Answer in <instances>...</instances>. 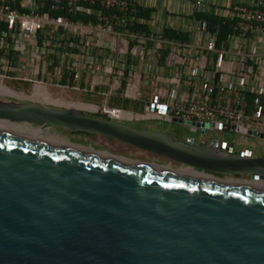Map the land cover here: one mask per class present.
<instances>
[{"label": "water", "instance_id": "1", "mask_svg": "<svg viewBox=\"0 0 264 264\" xmlns=\"http://www.w3.org/2000/svg\"><path fill=\"white\" fill-rule=\"evenodd\" d=\"M0 120L98 134L183 165L0 128V264H264V154L36 100L0 99Z\"/></svg>", "mask_w": 264, "mask_h": 264}, {"label": "built area", "instance_id": "2", "mask_svg": "<svg viewBox=\"0 0 264 264\" xmlns=\"http://www.w3.org/2000/svg\"><path fill=\"white\" fill-rule=\"evenodd\" d=\"M192 4L175 28L187 32L181 40L163 36V27L148 34L130 29L134 0H0V88L26 96L37 88L51 96L52 87L74 88L103 98L120 91L132 100L140 95L134 62L145 60L143 76L155 87L140 99L141 111L106 102L89 110L121 122L175 124L178 134L189 131L180 137L186 141L196 142L190 134L196 132L201 143L214 139L213 147L223 144L243 156L250 149L237 145L241 135L264 143V0ZM197 12L213 13V28ZM77 15L93 19H73ZM5 79L30 89L14 90ZM207 132L213 135L203 142Z\"/></svg>", "mask_w": 264, "mask_h": 264}, {"label": "rangeland", "instance_id": "3", "mask_svg": "<svg viewBox=\"0 0 264 264\" xmlns=\"http://www.w3.org/2000/svg\"><path fill=\"white\" fill-rule=\"evenodd\" d=\"M191 1V0H188ZM145 63V60H135L134 64V72H135V82H137V90L140 93L138 97L135 99H129V98H123L120 95V91L117 92V94L114 95H109L107 97H102L101 95H90V93H84L83 91H77L74 88H66L65 90H61L60 88L52 87L49 89V91L54 95L52 97L54 98H59L64 102H84L88 104H93V105H101L104 102H106L107 105L109 106H118V107H123V102L124 100H130L132 103L134 102H140L141 100L146 97V95L155 87L154 82L151 81V79L144 78L143 76V65ZM89 75V74H88ZM90 79V76L86 77V82L88 83ZM49 81H54L53 79H50ZM3 84H5L7 87L13 88L14 90H25V89H30L28 85H23L21 83H18L16 81L12 80H4ZM109 88V87H108ZM0 99L4 101H27V100H34L31 98H25L22 96H17V95H9V94H2L0 95ZM141 99V100H140ZM38 102L43 103L45 106H52L56 108H64L66 105L65 104H55L51 102H43L39 100H36ZM127 104L126 107H123L125 109H129L133 111L134 113H137L141 111V107L138 109H133L131 106L132 103ZM141 106V105H140ZM67 107V106H66ZM77 108V107H76ZM85 113L89 114H94V115H99V113L95 111H91L89 109H84ZM101 116V115H100ZM125 123H128L134 127H141L146 125L147 128L149 129H158L159 122L154 121V120H127L124 121ZM8 123H13V124H18V125H23L26 126L27 128H35L36 133H40L41 136H56L57 138H62L66 141H70L71 143L78 144L80 146H84L87 148H92L97 151H104V152H109L111 154L117 155V156H124L130 159H137V160H142V161H149V162H154L157 164L161 165H170L173 168H178L181 167L183 168V165L171 161L165 157H161L149 152H146L144 150L132 147L130 145H127L125 143L118 142L112 138L105 137L102 135L98 134H93V133H80L77 131H70L64 128L60 127H46L42 129H38L36 125L29 124V123H16V122H8ZM155 125V126H152ZM164 128L167 129L168 131L172 132L174 136L176 137H182L184 133H188L187 129H184L182 132L178 134L177 130L175 129V124H168L164 123ZM39 131V132H38ZM191 136L196 142H201V139L197 135V133H191ZM213 134L210 132H207L205 135V139H203V142H206L208 138H210ZM218 139L221 138L220 135H217ZM234 139V136L231 137ZM241 142L238 143V146H242L244 148H248L252 151L253 154H264V143L260 144L259 140H254V138H246L245 136H240L238 138ZM230 178L232 179H238V180H249L248 175H234L231 176ZM264 182V180H263Z\"/></svg>", "mask_w": 264, "mask_h": 264}, {"label": "crops", "instance_id": "4", "mask_svg": "<svg viewBox=\"0 0 264 264\" xmlns=\"http://www.w3.org/2000/svg\"><path fill=\"white\" fill-rule=\"evenodd\" d=\"M139 6L151 7L153 11L147 20L150 30L164 26L178 28L182 18L193 12L192 0H134ZM153 126V125H152Z\"/></svg>", "mask_w": 264, "mask_h": 264}, {"label": "trees", "instance_id": "5", "mask_svg": "<svg viewBox=\"0 0 264 264\" xmlns=\"http://www.w3.org/2000/svg\"><path fill=\"white\" fill-rule=\"evenodd\" d=\"M152 11H153V8H151V7H144V6L137 5V12L135 14V18L130 21L128 27L130 29H133V30H141V31L145 32L146 34H148L150 32V29H149L150 27H149V24L147 23V20L150 18V14ZM196 16L202 17V18H207L209 20L211 28H213L215 22H217V17L211 12H197ZM77 18L81 19L83 21L93 19V17L89 16V15H86V16H78L77 15V16H74L73 19H77ZM225 30H226V27L223 26L221 29V33H223ZM161 34L163 36L168 37V38H178L181 40H187L188 39L187 32L181 31L179 29H175L171 26H164L161 29ZM164 52H166V51L164 50ZM64 81L65 80L63 78L62 82H64ZM130 102H131L130 100H127V99L124 100L123 107H126L127 104H129ZM140 105H141L140 102H135V103L133 102L130 107H132L133 109H138L139 107H141ZM164 123L165 122H162L163 125H164ZM153 126H155V125H153ZM174 130H177L176 127ZM77 132L86 133V132H82V131H77Z\"/></svg>", "mask_w": 264, "mask_h": 264}, {"label": "bare ground", "instance_id": "6", "mask_svg": "<svg viewBox=\"0 0 264 264\" xmlns=\"http://www.w3.org/2000/svg\"><path fill=\"white\" fill-rule=\"evenodd\" d=\"M37 91L35 92L36 95H31V96H26V95H20L6 87L1 86L0 91L6 94H11V95H19L25 98H31L34 100H39L43 102H51L55 104H65L68 107H77V108H84V109H95V107L91 104L88 103H83V102H64L59 98H54L51 95L47 94L46 92L43 91V89H36ZM0 128H5L11 132L17 133V134H23V135H30L34 137H41L42 139L48 140L53 143H65L67 144L66 140L62 138H57L56 136H41L40 133H36L35 128H27L26 126L23 125H18V124H13V123H8L6 121H1L0 120ZM39 132V131H38ZM87 149V148H86ZM189 170V169H187ZM190 171V170H189ZM257 184L263 185L262 181H257Z\"/></svg>", "mask_w": 264, "mask_h": 264}]
</instances>
